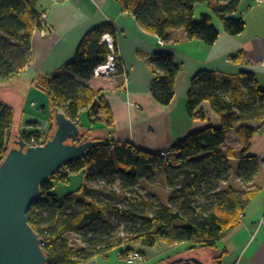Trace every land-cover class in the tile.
<instances>
[{
	"label": "trees",
	"instance_id": "16d2710c",
	"mask_svg": "<svg viewBox=\"0 0 264 264\" xmlns=\"http://www.w3.org/2000/svg\"><path fill=\"white\" fill-rule=\"evenodd\" d=\"M38 1L0 0V81L18 75L31 62L30 38L34 30H39L38 17L41 14L36 8ZM115 1L144 31L163 42L167 41V31L183 29L188 40L211 46L219 37L213 18L221 23L229 36H238L245 28L242 19L232 18L240 0ZM203 4L207 5L210 15H201L195 20L194 8ZM104 34L112 38L116 72L121 75L116 30L113 25L104 24L83 37L73 59L58 74L42 76L35 83L36 89L47 97L49 105L62 110L79 129L82 127L79 114L84 110H88L91 123L101 121L108 131L113 128L110 109L102 98H98L101 92L89 86L93 70L110 54L108 46L101 42ZM231 61L253 63L247 51L231 57ZM149 67L152 72L150 95L159 104L168 106L174 98L176 78L181 68L175 63L173 54L167 52L153 54ZM119 87L122 89L123 85ZM203 103H207L220 119V127L210 126L189 133L167 148L169 158L160 156L159 152L150 153L129 144L114 143L110 137L100 139L92 138L89 132L82 134L81 140L87 138L98 142L95 148L82 160L65 164L44 181L40 196L26 213L28 225L44 243L40 246L46 264H83L96 257H105L114 249H120L119 254L125 256L128 250L121 248L130 244L154 248L163 242L172 248L187 243L189 250L214 249L238 227L240 215L259 189L227 190L215 194L216 187L212 182L225 179L230 173V160L237 158L233 149L225 148L229 131L243 145L238 154L237 171L243 181H249L255 175L257 163L246 156V152L253 136L259 129H264V87L251 72L224 75L200 71L191 79L186 95V111L191 119H205L202 111H198ZM252 122L257 125H251ZM12 128L13 110L0 103V163L13 147ZM208 165L216 170L213 176L207 177L210 182L205 180ZM86 168H89V179L110 183L117 179L121 192H133L139 182L151 183L154 173L163 170L169 189V204L152 207L149 202H143L140 207L111 208L93 200L85 188L84 196L90 202L77 199V194L58 198L52 193L56 184L67 185L71 176H77ZM201 199L204 203L199 202ZM109 215L128 223L130 232L125 239L110 237L105 232L96 236L97 228L100 231L109 229ZM176 221L181 225H175ZM74 231H90L91 235L81 249L72 248L68 241L67 233ZM225 253H218L213 264H222ZM169 260L171 258L155 264Z\"/></svg>",
	"mask_w": 264,
	"mask_h": 264
},
{
	"label": "crops",
	"instance_id": "0c3cea01",
	"mask_svg": "<svg viewBox=\"0 0 264 264\" xmlns=\"http://www.w3.org/2000/svg\"><path fill=\"white\" fill-rule=\"evenodd\" d=\"M39 2L38 11L46 12L50 31L44 36L36 29L31 35V62L27 69L19 73L26 75L30 87L23 105L15 103L17 110L12 103L3 101L13 110V127H16L18 137L19 128L33 119V124L39 121L42 124L40 126L44 125L49 103L45 94L34 86L36 81L42 76L58 74L73 59L83 37L104 24H111L116 30L117 57L122 66V74L114 72L109 76H93L89 81L93 90L101 92L98 98H102L108 105L113 118V128L108 131L101 121L91 123L88 110L82 111L78 118L82 126L80 132H89L92 138L110 137L114 143H125L135 149L155 153L171 147L189 133L210 126L220 127V119L207 103L198 108L205 119H191L187 114L186 95L190 81L200 71L224 75L251 72L259 85L264 87V0L259 4L255 0H240L232 18L244 21V31L238 36H229L221 25L216 28L219 37L211 46L188 40L183 29L167 31V41L160 46L156 37L144 31L130 13L122 11L121 5L115 0ZM197 10L202 12L200 15H207L206 4L196 5L194 16ZM242 51L248 52L252 64H236L231 61V57ZM162 52L173 54L175 63L181 68L176 78L174 98L168 106L156 102L149 92L152 80L149 59L153 54ZM120 84L123 85L122 89ZM37 101L39 103L36 104ZM259 130L246 152V156L257 163V171L249 181H243L237 170L233 172L235 167L238 168V153L243 145L236 141L235 149L232 146L225 147L233 149L237 156L230 160L235 161L236 166L230 169L226 177L231 179L226 182L230 184V189L234 192L259 191L240 215L238 227L221 240L232 243V252L226 247L222 249L226 251L222 264H264V129ZM229 132L226 133V139ZM76 177L71 176L66 186H55L52 193L58 198L78 194L80 186H77ZM152 249L142 248L141 251L146 257L152 255L154 258L155 253L150 252ZM83 264L99 263L97 258H93Z\"/></svg>",
	"mask_w": 264,
	"mask_h": 264
},
{
	"label": "water",
	"instance_id": "95a60500",
	"mask_svg": "<svg viewBox=\"0 0 264 264\" xmlns=\"http://www.w3.org/2000/svg\"><path fill=\"white\" fill-rule=\"evenodd\" d=\"M54 129L40 147H30L11 130V147L0 163V264H46L38 235L26 213L40 196L41 184L69 162L82 160L97 141L84 138L76 122L54 109ZM51 134V135H50ZM163 264H205L192 255ZM213 264V263H209Z\"/></svg>",
	"mask_w": 264,
	"mask_h": 264
},
{
	"label": "rangeland",
	"instance_id": "374dc122",
	"mask_svg": "<svg viewBox=\"0 0 264 264\" xmlns=\"http://www.w3.org/2000/svg\"><path fill=\"white\" fill-rule=\"evenodd\" d=\"M39 3L40 2L38 1L36 4L37 9H39ZM200 13L202 12H200L199 10L195 11V16H194L195 20L199 19V17L201 16ZM206 14L209 15V12L207 11ZM213 23L216 28H219L221 26V23L215 18H213ZM25 76L26 75L24 74H19L18 76H15L9 80L0 81V103L4 104L3 101H8L12 103L11 105L14 106L16 110L17 108L15 106V103H18V105L20 106L23 105V100L26 97V92L30 87L28 85V82L26 81ZM37 103L39 102L37 101L36 104ZM54 109L55 108H52L49 105L48 111L45 113V115L46 114L48 115V118H47V121L46 119L44 120L43 126H40L42 124H40L39 121H36V124H33L32 122H35V119H33L34 121L26 123V125L31 124L35 126L33 128H40L41 132H44L45 129H47L48 127L47 133L51 132L54 129L53 119H52ZM58 110L62 111L60 109ZM252 123L256 124L255 122H252ZM22 128H23V125L19 128V131H18L19 133L21 132ZM93 133H96V132H93ZM82 134H85V133L82 132ZM228 135L229 136L226 139L225 147L232 146L233 149H235L236 139H235L234 133L229 132ZM235 164H236L235 161L234 162L230 161L229 162L230 168L232 169L233 167H235L236 166ZM205 170L207 171L205 180L210 182V178H207V177L213 176L216 173V170L214 169L213 166H210V165H208ZM236 170L237 168L235 167L233 172H236ZM88 174H89V168H86L82 172H80L75 179V180H78L77 186H80L79 190L81 191L80 193L77 194L78 195L77 199H81L82 201L90 202L89 198L84 196V188H85L86 189L85 191L90 193V196L93 198V200L95 201L97 200L101 202V204H103L104 206H109L111 208L117 207V208H122V209H128L131 207V205L133 206V208L134 206L140 207L141 205H143V202H149L150 204H152V207L159 206V205L168 206L169 204V189L167 188L165 184L163 170L154 173L151 183L139 182L138 186L135 188L133 192L129 190L125 192H121L119 188V182L117 179H115L112 183H110L109 181L102 180V179H97V180L89 179L87 177ZM230 180H231L230 178L221 179L220 182H216L215 180H213L212 183L216 187L215 194L224 193L227 190H231L230 184L226 183V182H229ZM55 186H57L58 188L59 186H66V185L56 184ZM204 189L207 190L206 185ZM199 202L204 203L202 199ZM174 224L181 225L179 221H176ZM129 229H130V226L128 225L127 222H124L115 216L109 215V229L100 231L97 228L96 236L97 235L99 236L103 232H105L106 234H109L110 237H118V238L125 239L126 236L130 232ZM89 233L90 231L87 233L86 232L79 233L76 231L67 233V238L70 243V246L74 249L83 248L85 246L84 244L85 239H87L91 235ZM231 244H232L231 241H227V242L220 241L217 243L216 248L214 249L197 248L194 250H189L188 248L190 246L187 243L177 244L176 246L170 248L167 244L163 242H159L150 251L151 253L152 252L155 253L154 258L151 257L152 255L146 257V255L143 253L144 255L143 261L135 262L134 264H147V263L155 264L159 261L166 260L167 258L174 259L179 256H184L187 254L202 259L205 264L206 262H209V261H212L211 263H213V259L218 256L219 251L226 252L225 250L222 251V249H224L225 247L226 249H228L229 252H232ZM121 249H126L129 252L131 249L141 251L142 248L140 245L130 244V245L123 246ZM119 250L120 249L111 250L105 257H96L98 263L99 264H128L125 261V257L122 254H119Z\"/></svg>",
	"mask_w": 264,
	"mask_h": 264
},
{
	"label": "built area",
	"instance_id": "2783aa9c",
	"mask_svg": "<svg viewBox=\"0 0 264 264\" xmlns=\"http://www.w3.org/2000/svg\"><path fill=\"white\" fill-rule=\"evenodd\" d=\"M52 2L57 3L58 0H52ZM261 2H262V0H255V3H257V4H259ZM46 18H47V16H46L45 11L41 12V14L38 17L39 31L44 36H47V34L50 31V28H49V25L47 24ZM156 41H157L158 45L163 46L164 42L161 38L156 37ZM101 42L105 43L108 46L110 54L107 56V59L104 63L100 64L99 66H97L93 70V76L94 77L109 76L111 73L116 72V65H115L116 55L114 54V51H113L114 47H113V41H112L111 36L109 34H104L101 38ZM27 68H28V66L25 67V69H27ZM61 112H63V111H61ZM47 118H48V115L46 114L45 115L46 121H47ZM33 127H35V126H33L31 124L30 125L24 124L21 132L19 133V137L21 139L23 137H25L26 139L23 138V140L26 143V145H28L30 147H40L48 139L47 138V136L49 134V133H47L48 127H47V129H45L44 132H41L40 128H33ZM158 152H159L160 156H162L164 158H169V156H170L167 148H164ZM40 245H44V243H42L40 241ZM124 257H125V261L128 264H134L135 262H142L143 261L142 252L139 250H135V249H131L127 253V255H125Z\"/></svg>",
	"mask_w": 264,
	"mask_h": 264
}]
</instances>
